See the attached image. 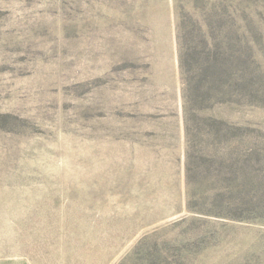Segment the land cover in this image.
<instances>
[{"label":"rangeland","instance_id":"obj_1","mask_svg":"<svg viewBox=\"0 0 264 264\" xmlns=\"http://www.w3.org/2000/svg\"><path fill=\"white\" fill-rule=\"evenodd\" d=\"M0 264H264V0H0Z\"/></svg>","mask_w":264,"mask_h":264},{"label":"trees","instance_id":"obj_2","mask_svg":"<svg viewBox=\"0 0 264 264\" xmlns=\"http://www.w3.org/2000/svg\"><path fill=\"white\" fill-rule=\"evenodd\" d=\"M178 29H179V26H178Z\"/></svg>","mask_w":264,"mask_h":264}]
</instances>
